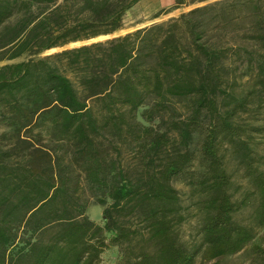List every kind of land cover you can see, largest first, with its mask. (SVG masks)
Masks as SVG:
<instances>
[{
	"label": "trees",
	"instance_id": "1",
	"mask_svg": "<svg viewBox=\"0 0 264 264\" xmlns=\"http://www.w3.org/2000/svg\"><path fill=\"white\" fill-rule=\"evenodd\" d=\"M140 1L0 0V264H103L111 247L113 264H194L264 226V121L241 118L264 111V0H175L152 19L203 4L115 35ZM227 146L252 224L236 219L248 195L231 192ZM175 179L201 195L191 242Z\"/></svg>",
	"mask_w": 264,
	"mask_h": 264
},
{
	"label": "rangeland",
	"instance_id": "2",
	"mask_svg": "<svg viewBox=\"0 0 264 264\" xmlns=\"http://www.w3.org/2000/svg\"><path fill=\"white\" fill-rule=\"evenodd\" d=\"M161 2H163V0H161ZM174 3L175 1L171 0L167 4L165 3L162 5L159 3V0H142L125 14L124 28L115 35H122L138 27L149 25L154 22L166 21L169 18L177 17L182 12L203 4L199 3L180 7L169 11L167 14L160 15L157 19H152L153 14L160 8H169ZM105 38L108 37H100L91 41ZM82 43L83 42L70 43L67 47L77 46ZM56 50L58 49H52L46 53H51ZM250 106L255 107L253 104H250ZM255 109L257 110L254 114L251 112L242 113V120L255 124L262 123L264 121V111L260 110V108ZM251 110L253 111L254 109H250V111ZM253 140H255V142L251 144V147L257 153V166L264 172V133L258 134ZM223 152L225 155L227 171L231 175V192L233 193L234 198L239 200L248 195L247 204L236 214V219L243 223L252 224L253 211L257 205V195L253 193L254 188L250 178L246 176L244 164L240 162L238 155L235 154L234 148L232 146H227ZM173 185L178 189L181 204L185 208L186 214H188L186 220L179 227V235L184 241L191 242L194 239L196 225L201 216V213L197 210V206L194 203L201 198V195L195 192L185 181L180 179L173 180ZM102 210V206L94 204L92 201L87 208V215L95 221H102ZM117 257V247H111L102 253V262L103 264H113L117 260ZM194 264H264V226L257 229L253 241L242 251L211 261L203 259L202 256H198Z\"/></svg>",
	"mask_w": 264,
	"mask_h": 264
},
{
	"label": "crops",
	"instance_id": "3",
	"mask_svg": "<svg viewBox=\"0 0 264 264\" xmlns=\"http://www.w3.org/2000/svg\"><path fill=\"white\" fill-rule=\"evenodd\" d=\"M141 1H142V0H141ZM141 1H140V2H141ZM170 1H171V0H163V2H161V0H159V3L162 4V5H164L165 3L167 4V3L170 2ZM173 1H175V0H173ZM162 5H161V6H162ZM163 8H165V7H163ZM160 9H161V8H160Z\"/></svg>",
	"mask_w": 264,
	"mask_h": 264
}]
</instances>
